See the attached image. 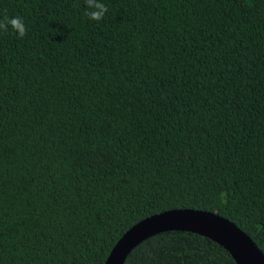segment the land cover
<instances>
[{
	"label": "trees",
	"instance_id": "trees-1",
	"mask_svg": "<svg viewBox=\"0 0 264 264\" xmlns=\"http://www.w3.org/2000/svg\"><path fill=\"white\" fill-rule=\"evenodd\" d=\"M0 0V264H103L134 223L215 212L264 255V0ZM122 264H235L187 231Z\"/></svg>",
	"mask_w": 264,
	"mask_h": 264
},
{
	"label": "water",
	"instance_id": "water-1",
	"mask_svg": "<svg viewBox=\"0 0 264 264\" xmlns=\"http://www.w3.org/2000/svg\"><path fill=\"white\" fill-rule=\"evenodd\" d=\"M165 231H187L221 246L235 264H264V255L238 226L215 212L175 208L147 216L131 225L113 244L103 264H122L142 240Z\"/></svg>",
	"mask_w": 264,
	"mask_h": 264
},
{
	"label": "clouds",
	"instance_id": "clouds-1",
	"mask_svg": "<svg viewBox=\"0 0 264 264\" xmlns=\"http://www.w3.org/2000/svg\"><path fill=\"white\" fill-rule=\"evenodd\" d=\"M108 13V7L102 0H84V15L93 22H102ZM14 34L23 39L28 32L24 19L17 15L9 17L6 10L0 13V34Z\"/></svg>",
	"mask_w": 264,
	"mask_h": 264
}]
</instances>
